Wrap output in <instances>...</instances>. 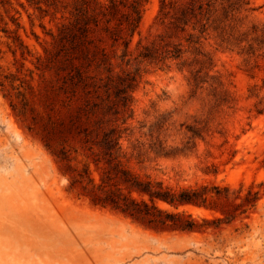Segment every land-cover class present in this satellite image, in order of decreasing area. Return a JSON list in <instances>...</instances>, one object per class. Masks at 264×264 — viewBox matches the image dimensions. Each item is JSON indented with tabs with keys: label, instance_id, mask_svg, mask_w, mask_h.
Here are the masks:
<instances>
[{
	"label": "rangeland",
	"instance_id": "obj_1",
	"mask_svg": "<svg viewBox=\"0 0 264 264\" xmlns=\"http://www.w3.org/2000/svg\"><path fill=\"white\" fill-rule=\"evenodd\" d=\"M166 2L0 0V264H264V67L208 47L194 96Z\"/></svg>",
	"mask_w": 264,
	"mask_h": 264
},
{
	"label": "trees",
	"instance_id": "obj_2",
	"mask_svg": "<svg viewBox=\"0 0 264 264\" xmlns=\"http://www.w3.org/2000/svg\"><path fill=\"white\" fill-rule=\"evenodd\" d=\"M167 8L166 0H161L160 15H164ZM252 0H190L188 5L177 9L170 19L169 38H177L178 43H169L165 55L158 61L175 62L181 70L187 69L190 74V82L195 89L194 96L198 92L209 90L211 101L214 103H230V96L220 79L212 75L213 56L208 47H215L216 51L235 54L244 63L247 71H254L264 67V20L253 21L250 19L252 12ZM166 15V14H165ZM158 16V18H160ZM180 33L182 36H180ZM155 54H144L148 62ZM146 61V60H145ZM143 61H138L141 64ZM205 86H208L205 89ZM126 108L130 109L127 99ZM185 134H188L189 144L194 138H202V131L196 127L188 126ZM185 147V146H184ZM180 149L173 148L172 151ZM223 192L230 197L229 189H218L217 197H222ZM235 199L239 195L232 193ZM208 188L184 189L178 194H173L165 199L173 206L195 205L207 207Z\"/></svg>",
	"mask_w": 264,
	"mask_h": 264
}]
</instances>
